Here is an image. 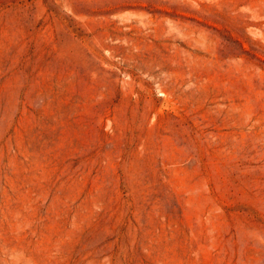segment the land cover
I'll return each mask as SVG.
<instances>
[{
    "label": "rangeland",
    "instance_id": "374dc122",
    "mask_svg": "<svg viewBox=\"0 0 264 264\" xmlns=\"http://www.w3.org/2000/svg\"><path fill=\"white\" fill-rule=\"evenodd\" d=\"M0 264H264V0H0Z\"/></svg>",
    "mask_w": 264,
    "mask_h": 264
}]
</instances>
